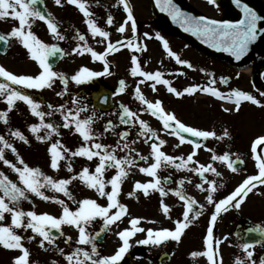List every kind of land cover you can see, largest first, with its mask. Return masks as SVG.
Instances as JSON below:
<instances>
[{"label":"snow or ice","instance_id":"snow-or-ice-1","mask_svg":"<svg viewBox=\"0 0 264 264\" xmlns=\"http://www.w3.org/2000/svg\"><path fill=\"white\" fill-rule=\"evenodd\" d=\"M55 2L57 5H61L62 0H55ZM119 2L123 4L124 10L127 13V19L124 24H121L117 31L123 33L126 30L125 25L127 22L131 21L133 32H135L136 22L130 5L127 3V0H119ZM210 2H214V0H210ZM38 3L39 0H0V18L11 16L19 21V26L13 27L10 33L7 35L0 34V41H7L9 37L18 38L23 46L28 50L31 58L38 62L41 69L39 74L35 76L17 75L6 70L3 66H0V77L4 78L5 81L10 82L0 83V96H5L9 110H11L16 101L19 100L25 102L30 107L31 112L41 119L40 124H33L30 126L31 131L33 133H37L39 129L43 127L50 130L48 132V137L50 138L53 133L59 135L58 127L52 123H44V116L46 114L39 111L40 104L30 95L18 90L17 88L11 87V85H19L24 89L39 90L45 87H52L55 80L59 79L60 82L65 85L66 90V86L68 84V77H66L63 73L54 71L53 66L49 61V58L56 56L57 53L63 54V49L59 48L57 45H49L43 42L31 31L32 21L39 19L47 24L49 31L57 39H65V37L58 31V26L53 19H51L50 14L46 15L45 12L37 6ZM67 3L76 5L84 14L87 18L85 23L88 25V29L92 33L93 37L98 35L99 37L104 38V40H108L110 33L99 27L96 21L91 18L92 13L88 10L85 0H67ZM236 3L239 5L240 0H236ZM156 4L161 11L168 12L174 20L182 22L183 25H185V31H191L194 34L203 37L206 42H211L213 47L223 48L224 51L230 52L237 60H240L241 57L247 53L249 45L257 39V22L261 19V17H259L257 13L247 5H241L244 12V19L238 21L237 23H231L229 21H217L205 17L196 18L189 16L188 14L182 12L173 0H156ZM112 23L113 17L109 15L107 18V24L111 25ZM145 35L147 36L148 34L145 33ZM77 37L80 41H85L86 39L85 36L79 32H77ZM158 38L163 40V38L159 37V35ZM123 43L124 42L122 41H116L113 43L108 40L104 52L100 53L88 46L85 42L83 45H78L74 48L73 52L81 55L87 52L90 53L93 60L104 61L103 71L104 73H107L109 69L105 57L114 51H118L119 47L123 46ZM126 46L136 49H139L140 47L139 45H134L131 40L127 41ZM163 47L167 54L176 60L177 64L186 65L188 68L193 67L189 61L182 59L176 52L171 50L167 40H163ZM132 63L134 65L131 69L132 75H140L146 80L154 81L151 85L153 90H156V84L163 83L164 85H168L169 92L174 93L177 96H182L185 93L193 94L197 90H200L204 93L211 94L218 99H226L233 102L236 106V110H239L243 101H249L257 106H264L260 100L247 91L240 89H231L227 93L220 91L218 88L212 86L216 84L215 78L210 79L209 86L201 87L200 85H193L185 88L183 92H181L172 87L169 80L163 79V74L160 71H143L135 56L132 58ZM201 71L205 70L201 69ZM99 75H102V73L91 71L87 67H81L71 76V80L77 84H81ZM228 79L229 78L221 77L220 82L227 84ZM140 83H144V80H141ZM124 84L125 82L123 80L120 81V87L117 90L118 92H123L125 90ZM58 95H63V93H58ZM260 95L264 96V92ZM136 98L139 99L142 104L147 106V111H149L151 115L157 117L162 122L165 130H170L171 135L179 137L180 143H184L186 140V137L182 133H190L193 137L204 139L216 137V133L214 131L198 130L194 127L185 125L175 116L174 113L166 112L162 107L161 101L157 100L155 102H150L146 100L144 95L141 93L139 85L136 87ZM72 103L75 105L74 109L69 108L64 110V105H60L59 108L54 109V111L61 112L64 119L63 127L69 128L74 125L75 131L80 134L85 142L96 139V134H94L92 129L93 117L89 116L84 119L80 118V113L86 111V106H81L80 101L76 97H73ZM121 107L122 113L120 118L122 123L134 124L138 122L140 126V132L138 135L147 136L145 143L153 138L158 141V143L153 142L151 144V155L154 157L155 162L149 167L140 168L141 172L152 177H157V169L162 163L165 165L173 164L179 169L185 168L189 162H193V158L196 155L195 149H199L201 147L200 143L188 141L194 145L193 152L187 156L186 160L180 158L181 163L175 164L176 158L161 151V146L165 143V141L159 138L157 132L151 129L146 121L140 119L136 112H133L127 106L121 105ZM49 108H52V105H49ZM225 110L227 111V109ZM51 114V112L47 113V115ZM0 120L7 123V112H0ZM111 128L112 122L108 121L105 131H108ZM12 135L27 143L26 137L19 130L14 131ZM127 135V132L120 133L122 139ZM224 135H228L226 130ZM37 139L44 140L45 137L37 136ZM0 144H3V147H0V161H3L5 165L11 167L12 170L18 174L19 181L23 185V187L18 186L17 183L9 179L7 175L0 172V193H2V195H0V221L5 219V213L11 214V225H0V245L10 250L18 249L21 251L22 254L14 258V264H29L30 256L29 250L22 243L24 238L17 234L14 231V228H24L25 231L31 229L33 233L38 234L42 238L40 240V246L43 247L45 242L50 244L54 243L55 237L52 230H60L61 226L64 224L74 226L78 229V244L91 245L90 251H87L84 248H77L71 255H67L66 259L69 261V264H72L74 259L76 264H120L124 254L130 247V237L134 236L137 232L145 231L143 228L138 227L140 218H132L129 221L130 225H132L131 229H124L117 233L123 243L122 246H120L117 251L110 256H101L98 253L95 240L99 237L100 233L97 232L95 236H93L87 232L86 226L90 225L97 217H99L103 219L104 226L101 231H104L109 225L116 223L127 214V206L119 202L118 196L121 183L128 175L125 166L132 165L134 160L129 157L117 158L115 155V148H113L112 151H108L107 148L109 146L101 143H94L91 148L81 146L77 148L76 151L71 152V155L84 156L88 160H92L93 157H99V163L96 165L95 172L90 173L89 169L85 167L77 174V176H73L70 179L54 180L52 177L44 175L39 168L29 167L23 159L18 156V154L19 163L22 164L23 167H17L11 161L7 160L4 155L5 148L11 149L13 153H17L16 148L5 140L3 135H0ZM262 144H264V136L258 137L252 144L253 158L256 161L258 174L249 175L234 191H232L225 198L220 199L218 202H214L213 193L217 191L218 187H222V185H217L215 181L207 180L205 173L210 171L217 176H219L220 173L211 164H199L198 167L189 169L190 171L197 173L201 178H203L204 182L208 184L207 201L209 204H214L215 209L214 213L211 215L210 226L207 230V236L205 238L207 250L203 253L193 252V256L204 255L207 257L210 264H217L218 248H214L213 243L219 245L220 241H213L212 225L216 222L217 217L221 212H227L230 207L238 209L247 195L252 192L258 184L264 185V156L257 153V146ZM117 147L127 149L129 148V144L124 143L121 146L118 142ZM61 148H63V152L60 151ZM49 151L51 154V167L53 169H58L59 161L65 158L64 153L71 150L64 148V146L57 141L50 146ZM139 158L141 160L148 159V157L144 156H140ZM212 160L226 162L227 167L233 172L237 171L236 164L241 162L238 160L233 161L228 153H224L223 155L214 154L212 156ZM106 167L117 169L116 174L107 181L103 178ZM71 170V165H69V171ZM77 178L85 182L89 188L96 189L100 196H106L108 200L107 206H101L96 202V200L85 198L79 201V207L73 211L63 200H56L54 197L45 195L44 191H42V189H45L46 187L51 188L56 192L63 193L65 196L69 197V199H72L71 193L68 190V185L71 184L72 180ZM165 179L167 180L168 178ZM179 183L183 185L184 181L181 180ZM106 184L111 185V191H105ZM197 187H200L203 190L202 184L197 185ZM134 188L136 190H143L144 195L149 194V189L158 190L161 196L168 194L164 187L160 184V179L158 177L154 181H150L148 183L136 182ZM27 192H31L44 200L52 199L61 204V216L55 217L48 213L37 214L35 211L25 212L20 209V201L28 199L26 195ZM134 194L135 192H130L128 195L132 196ZM174 194L178 196L180 200L184 201L185 210L182 214L183 220L176 221V227L174 230H170L168 228H162L159 230L147 229L146 238L137 241V243L142 245H160L170 239L178 242L180 241L184 230L189 227L194 219L201 215V212L193 207L197 204V201L190 196H186L182 188L175 190ZM161 206L164 213L167 214L169 212L168 206L164 204L163 201L161 202ZM200 207L202 208L203 206L201 205ZM112 209H116V211L112 212ZM247 232H258L264 236V227L257 225L253 228L247 229ZM28 239H34V237H29ZM68 239L71 240V237ZM225 239H227V237H225ZM259 242L260 241L254 240L252 242H245L241 246L249 259H251L254 255L253 251H249V249L253 248L255 243ZM61 252H63L62 249ZM81 257H83V259H81ZM237 264H243V261L237 258ZM252 264H256V261L252 260ZM260 264H264V259H261Z\"/></svg>","mask_w":264,"mask_h":264},{"label":"flooded vegetation","instance_id":"flooded-vegetation-1","mask_svg":"<svg viewBox=\"0 0 264 264\" xmlns=\"http://www.w3.org/2000/svg\"><path fill=\"white\" fill-rule=\"evenodd\" d=\"M147 1L149 2V0ZM132 13L134 17V12ZM66 14H69L68 9ZM54 19L53 21L57 24L58 31L65 37L64 40L57 39L54 43L62 46L66 53L67 46L73 41V37L77 36V32L80 29L75 26L70 28L68 26H61L59 18L55 13ZM152 19L153 25L147 28L141 26L142 23L136 21L134 17L136 22L135 32L132 29V22L128 21L125 25L126 30L123 32L124 36L116 39V41L124 42L123 46H120L119 50L116 51V62L121 74L118 79L125 82V90L117 92V94L122 96L121 101H116L115 107L112 106L106 110L110 113L109 117H111V119H108L112 122L110 130L115 128V135L118 136V142L121 146L124 143L129 144V148L125 149L126 155L133 159L134 162L142 161L139 158L140 156L136 158L130 157V155L134 156L136 148H146L151 163L155 162L154 157L151 155V144L153 142L158 143V141L153 138L145 143L147 136L138 135L140 132L138 122L129 125H124L121 122L119 116L122 112L121 105H124L133 112H136L140 119L146 121L149 127L157 132L159 138L165 141L161 146V151L176 158L175 164H180V158L186 160L187 156L193 152L194 145L188 141L198 142L201 147L195 149L196 155L193 158V162H189L187 167L178 169L173 164L165 165L162 163L157 169V177L160 179V184L168 193L165 196H161L158 190L152 189H149L148 195H144L143 190H136L134 188L136 182L148 183L154 181L157 177H152L139 171L127 172L128 175L123 179L120 186L118 200L127 206L128 211L115 225L117 228L127 227L131 229L132 225H130L129 221L136 217L140 218L138 227L144 230L146 228L153 229L157 227L174 230L176 221L183 220L182 214L185 210L184 201L174 194L175 190L180 188L183 189L186 196H190L197 201V204L193 207L200 211L201 215L194 219L189 227L184 230L180 241L177 242L170 239L165 242V245H158L160 246V250L158 251L154 250L155 247L151 244L142 245L137 243L143 237V231L137 232L135 236L130 237V247L124 254L120 264H128L129 259L127 258L130 256L135 259V264H210L206 256H193L192 253H203L207 250L205 238L210 226L211 215L215 211L214 204H209L207 201L208 184L197 173L189 169L196 168L199 164H211L220 173L219 176L210 171L205 173L207 180L215 181L217 185H222V187H218L217 191L213 193L214 202H218L229 195L249 175L258 174L256 161L253 158L252 144L258 137L264 136V106H257L249 101H243L239 110H236L233 102L226 99H218L200 90H197L193 94L185 93L182 96H177L169 92L168 85H164L163 83L156 84V90H153L151 85L154 81L146 80L140 75H132L131 69L134 67L132 58L133 56L137 58V62L143 71H160L163 74V79L169 80L171 86L178 91L183 92L185 88L193 85H200L201 87L209 86L210 79L215 78L216 84L212 86L218 88L220 91L225 93L231 89L247 91L264 104V96L260 95L264 92V57L252 61L245 69L230 66L220 57L205 53L203 50L188 43L181 35L170 29L166 22L158 23L154 16ZM124 22L123 20V23H120V25L124 24ZM145 33L148 35L146 36ZM157 34L163 40L168 41L172 51L176 52L182 59L189 61L193 67L188 68L186 65L177 64L176 60L167 54L163 47V40L158 38ZM172 36L175 37V41L172 40ZM128 40H131L134 45H139V49L127 47ZM84 43L81 42V45ZM86 43L89 46L87 40ZM112 53H115V51ZM64 57L65 55L53 68L54 71L62 73L60 66L63 63ZM201 69L205 71H201ZM125 75L128 76L126 77ZM221 77L229 78L228 83H221ZM131 79L133 80L132 85L131 81H129ZM141 80H144V83H140ZM137 85H139L141 93L146 100L150 102L161 101L162 107L166 112L174 113L182 123L198 130L207 129L204 128V123L198 122L201 118V113H203L200 112L201 105L203 104L209 112L206 114L212 115L214 119V123L209 126V131H214L216 137L204 139L192 136V138L186 139L184 143H180L179 137L171 135L170 130H165L162 122L157 117L151 115L147 111V106L136 98ZM60 88L61 91L57 90L55 95L53 94L55 97L51 100L52 102L44 99L40 95V91L36 93L23 92L30 95L38 103L46 101L52 106L60 102L57 98L60 97L61 105L68 107L73 104V97L76 96L80 102L83 101L86 106H89L87 100L88 93L83 90L77 93L73 82L70 83L68 80L66 90L65 87L60 86ZM58 93H63V95H58ZM186 105L191 106L195 113L190 115L185 111ZM209 107L211 109H208ZM113 120L117 124L114 125ZM225 130L228 133L227 136L224 135ZM122 132L128 133L124 139L119 138ZM120 151L121 153L123 152L122 147H120ZM224 153H228L233 161H241L236 164V172L231 171L227 167L226 162L212 160L214 154L223 155ZM257 153L264 156V144L257 146ZM144 156L147 157L145 154ZM90 162L86 160L85 163L89 170L97 165L95 164L96 161L93 165ZM105 171L104 179H111L117 172V170L111 172ZM106 175L108 177H105ZM165 178L168 179L166 180ZM181 180L184 181L183 185L179 183ZM201 184L203 185V190L197 187V185ZM88 191L97 192L93 188L88 189ZM105 191H111V188L105 187ZM130 192H135V194L129 196ZM91 196L87 198L96 200L101 206H107L108 200L106 196L102 197L98 192L91 194ZM162 201L169 208L167 214L162 209ZM201 205L203 206L202 208L200 207ZM115 210L112 209L111 211ZM102 223H104L103 219L97 217L88 226L90 227L88 233L93 235L94 228ZM257 225L264 227V185L259 184L247 195L238 209L230 207L227 212H221L216 222L212 225L213 241H220L219 245L213 243V247L218 248L217 264H237V258L243 261V264H252V260H255L256 264H260L261 259H264V236L258 232H247V229ZM108 228H110V225ZM108 236L109 231L106 239ZM113 238L110 237L109 239L113 241ZM106 239L103 244L96 243L97 251L101 256H110L122 246L115 236L114 241L116 244L113 246L114 248L106 252ZM254 240L260 242L255 243L254 247L249 249V251H253L254 253L253 257L249 259L241 246L245 242H252ZM86 247L87 251L91 250V245H86Z\"/></svg>","mask_w":264,"mask_h":264},{"label":"rangeland","instance_id":"rangeland-1","mask_svg":"<svg viewBox=\"0 0 264 264\" xmlns=\"http://www.w3.org/2000/svg\"><path fill=\"white\" fill-rule=\"evenodd\" d=\"M185 1L189 5L194 7L197 11L211 17L224 18L233 16L229 12V9L224 5L222 0H214V2H210V0ZM256 1L259 5L264 7V0ZM85 2L88 10L92 13L91 18L96 21L99 27L110 33L108 40L115 43L116 39L124 36V34L117 31V29L119 28L120 23H123V20L125 21L127 17L123 15L124 7L122 6L121 8V5L118 3V1L85 0ZM127 2L131 7L132 12H134L135 20L142 23L141 26L148 28V26L153 25V14L150 8V4L147 0H127ZM46 5L53 17L54 13L56 14V16H58V20L60 21L61 26H68L69 28L75 26L80 29V32H82L81 30H83L87 34V41L89 46L97 52L102 53L104 51L107 46L108 40H104V38L99 37L98 35L93 37L92 33L88 29V25L85 23V20L87 18L76 5L67 3V0H62L61 5H57L55 0H46ZM67 9L69 11V14H66ZM109 15L113 17V23L111 25L107 24V18ZM18 26L19 21L11 16L0 18L1 34L7 35L11 32L13 27ZM31 31L43 42L49 45L53 44L55 40H57V38L49 31L47 25L42 24V26L40 27L39 19L32 21ZM172 40L175 41V37L172 36ZM8 41V51L4 56H0V66H3L6 70L11 71L13 74L17 75L35 76L39 74L41 69L38 62L31 58L28 50L23 46L20 40L15 37H9ZM78 45L80 44L77 40V37L74 36L73 41L70 42L66 48V55L64 57L63 63L60 66V70H62V73L69 79H71V76L75 74L81 67H87L91 71L102 73V75L91 78L92 83L91 85L84 86L85 90H94L99 85L108 87L112 91V102L113 107H115L116 101H121L122 97L120 94H115L113 92L115 81L121 75L116 62V51L115 53L108 54L105 57L109 71L107 73H104V61L93 60L90 53L87 52H85L83 55L73 52V49ZM125 76L127 77L128 75ZM129 81H131L132 85L133 80L131 79ZM0 83L10 82L5 81L4 78L0 77ZM73 83L74 85H76L77 91H85L83 89L82 83L77 84L74 81ZM11 87L17 88L20 91H27L31 93L39 92L38 89H24L19 85H11ZM55 93L56 87L54 85H52V90H49V88L47 89L46 87L40 89V95H42L44 99L48 101L54 99ZM80 104L81 106H85L82 103ZM68 107H72V109H74L75 105L72 104ZM68 107H65L64 110H67ZM56 108H59V106H52V108H49V105L45 103V101H43V103H40L39 111H42L46 114L44 116V123H52L58 127L59 135L53 133L49 138L48 132L50 130L43 127H41L37 133H33L31 131L30 126L33 124H40L41 119L31 112L30 107L25 105V102L16 101L11 110H9V106L7 104L5 96H0V112H7V123H5L3 120H0V135H3L5 140L11 143L17 150V153H13L11 149L5 148L4 155L7 160L11 161L17 167L22 168L23 165L19 163V156L29 167L39 168L44 175L50 176L54 180H59L70 179L73 176H77V174L86 167V160L87 162L91 161L92 165L95 163V161V164L99 163V157H93L92 160H88L84 156L71 155V152L76 151V149L81 146L91 148L92 144L101 143L109 146L107 148L108 151H112V149L115 148V155L117 156V158L127 157V152L125 151V149H123V152L121 153L120 147H117L118 136L115 135V128L113 130L105 131L104 122L107 119H111V117H109L110 113H108V111L98 112L92 107L87 110L86 106V111L80 113L81 119L89 116L93 117L92 129L97 137L92 141L85 142L80 134L75 131L74 125L69 128L63 127V116L60 111H54V109ZM208 109H211V107H209ZM185 111H187L190 115L195 113L192 110L191 106L188 105L185 106ZM49 112H51L52 114L47 115V113ZM200 112L203 113H201V118L198 122L204 123V128H207L205 130L209 131V126L214 123V119L212 118V115L206 114L209 112L207 110V107L203 104L201 105ZM113 122L114 125L117 124L116 121L113 120ZM16 130H19L26 137L27 143L12 135V133ZM37 136L45 137V139L39 140L37 139ZM57 141H59L60 144L64 146V148L70 149L71 151L64 153L65 158L59 161V168L53 169L51 167V154L49 149L50 146ZM0 147H3V144H0ZM60 151L63 152V148H61ZM144 154L149 158V154L146 148H136L134 151V156L130 155V157L136 158L137 156H144ZM150 164L152 163L149 158L147 160H142L141 162H134L133 165L125 166V169L127 172H141L140 168L149 167ZM69 165H71V171H69ZM95 168L96 167L93 166L92 168H90L89 172L94 173ZM115 170L117 169L107 167L105 172H111ZM0 172H3L5 175H7L9 179L17 183L18 186L23 187V185L19 181L18 174L14 172L11 167L5 165L3 161H0ZM105 177H108V175H106ZM104 180L107 181L110 180V178H106ZM106 187L111 188V185L106 184ZM88 188L89 187L85 182L77 178L72 180L71 184L68 185V190L71 193L72 199H69V197L65 196L63 193L56 192L51 188L46 187L45 189H42V191H44L45 195L49 197H54L56 198V200H63L65 204H67V206L70 208V204L73 205L75 203H78L79 205V201L85 198V193L88 192ZM93 193L96 194L97 192H90V194ZM0 195H2V193H0ZM26 195L28 199H23L19 203V208L23 211H35L37 214L48 213L55 217L61 216L62 205L55 202V200H44L31 192H27ZM115 224L116 223L110 225L109 236L106 239V252L111 251L114 248L113 246L116 244V242L114 241L115 236L122 244L123 242L121 241L117 233L121 230L129 229L127 227L117 228ZM0 225H11L10 213H5V219L0 221ZM88 226L89 225L86 226L87 232L88 230H90V227ZM147 229L150 228H146L145 231H143V237H141L140 240L146 238ZM153 229L159 230L161 228L157 227ZM60 230L62 232L61 238L55 239L54 243L51 244L45 242L44 246L41 247L40 240L42 238L38 234L33 233L31 229L25 231L24 228H14V231L24 238L22 240V243L30 252L29 264H69V261L66 259L67 255H71L77 248H84L85 250H87L86 245L77 243L79 239V232L76 227L64 224L61 226ZM29 237H34V239H28ZM69 237H71L69 244H65L64 238ZM110 237H114L113 241L109 239ZM162 245H165V242L162 243ZM153 246L155 247L154 250H160V246ZM61 249L63 250V252H61ZM21 254V251L18 249L10 250L0 245V264H14V258L20 256ZM81 259H83V257H81ZM127 259H129L128 264H135V259L132 256ZM72 264H76L75 259L73 260Z\"/></svg>","mask_w":264,"mask_h":264},{"label":"water","instance_id":"water-1","mask_svg":"<svg viewBox=\"0 0 264 264\" xmlns=\"http://www.w3.org/2000/svg\"><path fill=\"white\" fill-rule=\"evenodd\" d=\"M151 1L157 13L158 20H166L174 30L180 32L188 41L198 46L199 48L203 49L204 51L223 57L229 64L244 65L248 63L252 59V57H259L260 55L264 54V11L259 7L255 6L254 4H252L251 2H249L248 0H240L239 5L236 3V0H224V2L237 14V19L234 21L217 20V21H229L231 23H237L238 21L244 19V12L241 5H247L253 11H255L259 17H261V19L257 22L258 24L257 39L249 45L247 53L244 56H242L240 60H237L230 52L224 51L223 48L221 47H213L211 42H206V40L203 37L194 34L191 31H185V25H183L182 22H179L178 20H174L173 17L169 15L168 12L161 11L156 4V0H151ZM173 2L182 12L188 14L189 16L196 18L205 17L197 13L195 10H193L192 8L185 5L179 0H173ZM37 6L47 15V12L41 0L39 1ZM6 43L7 41H0V54L5 53ZM60 55H61L60 53H57L56 56L50 57L49 58L50 63L54 65V63L58 60ZM92 100L95 106L104 109L109 106V92L106 89L100 87L98 91L92 93ZM102 227L97 231L100 233L99 237L96 238L97 242H102L103 240V235L105 233V230L101 231ZM52 232L54 237L60 236L61 234L60 231L56 229H53Z\"/></svg>","mask_w":264,"mask_h":264}]
</instances>
